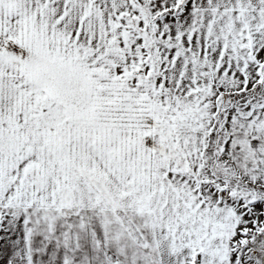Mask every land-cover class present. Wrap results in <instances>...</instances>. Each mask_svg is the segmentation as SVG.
Instances as JSON below:
<instances>
[{"label":"snow or ice","instance_id":"obj_1","mask_svg":"<svg viewBox=\"0 0 264 264\" xmlns=\"http://www.w3.org/2000/svg\"><path fill=\"white\" fill-rule=\"evenodd\" d=\"M0 264H264V0H0Z\"/></svg>","mask_w":264,"mask_h":264}]
</instances>
